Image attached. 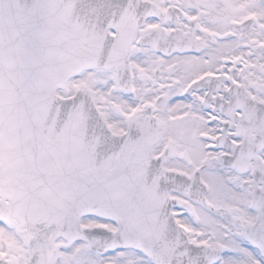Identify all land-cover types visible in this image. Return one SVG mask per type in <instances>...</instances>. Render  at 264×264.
Returning <instances> with one entry per match:
<instances>
[{"label":"snow or ice","instance_id":"6c2138e0","mask_svg":"<svg viewBox=\"0 0 264 264\" xmlns=\"http://www.w3.org/2000/svg\"><path fill=\"white\" fill-rule=\"evenodd\" d=\"M0 264H264V0H0Z\"/></svg>","mask_w":264,"mask_h":264}]
</instances>
